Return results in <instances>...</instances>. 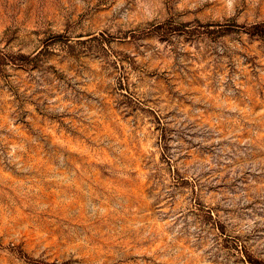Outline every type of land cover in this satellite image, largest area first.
<instances>
[{"label": "rangeland", "instance_id": "rangeland-1", "mask_svg": "<svg viewBox=\"0 0 264 264\" xmlns=\"http://www.w3.org/2000/svg\"><path fill=\"white\" fill-rule=\"evenodd\" d=\"M0 264H264V0H0Z\"/></svg>", "mask_w": 264, "mask_h": 264}]
</instances>
